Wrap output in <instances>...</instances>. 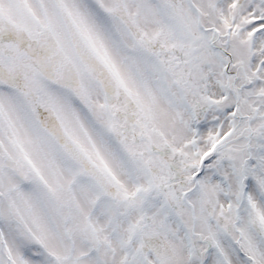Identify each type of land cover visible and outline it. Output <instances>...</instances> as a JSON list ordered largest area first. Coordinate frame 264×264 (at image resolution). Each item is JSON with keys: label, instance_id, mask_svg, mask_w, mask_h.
I'll return each instance as SVG.
<instances>
[{"label": "snow or ice", "instance_id": "snow-or-ice-1", "mask_svg": "<svg viewBox=\"0 0 264 264\" xmlns=\"http://www.w3.org/2000/svg\"><path fill=\"white\" fill-rule=\"evenodd\" d=\"M0 264H264V0H0Z\"/></svg>", "mask_w": 264, "mask_h": 264}]
</instances>
